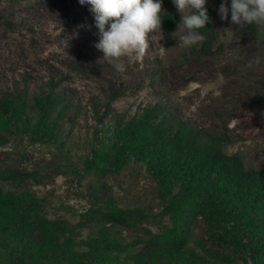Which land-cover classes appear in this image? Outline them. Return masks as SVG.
I'll list each match as a JSON object with an SVG mask.
<instances>
[{
    "label": "rangeland",
    "instance_id": "374dc122",
    "mask_svg": "<svg viewBox=\"0 0 264 264\" xmlns=\"http://www.w3.org/2000/svg\"><path fill=\"white\" fill-rule=\"evenodd\" d=\"M222 2L207 3L216 38L210 48H181V34H174L177 26L169 35L162 30L159 39L149 38L143 59L125 60L122 74L100 61L102 53L94 47L99 30L90 5L81 6L78 0H0V99L23 96L33 123L35 98L47 94L55 100L53 135L0 130V170L30 174L22 182H0V188L18 195L28 192L45 217L66 227L61 242L80 249L82 241L109 227L83 220L80 215L87 209H120L131 219L142 213L134 226L113 229L133 244L136 255L148 249L142 241L163 233L170 220L154 216L163 203L142 163L130 161L105 172L93 168L95 164L89 167L92 150L109 141L119 117L159 104L197 130L201 139L221 138L222 150L238 156L246 168L264 170V29L255 25L258 33L253 34L248 24H232L230 11L222 20ZM162 4L165 14L179 23L172 0ZM226 6L230 9L231 0ZM204 233L205 224L198 219L185 250L213 264H244L231 249L224 251V260L207 257L196 244ZM250 239L247 235L243 243ZM0 264H7L1 251Z\"/></svg>",
    "mask_w": 264,
    "mask_h": 264
},
{
    "label": "trees",
    "instance_id": "16d2710c",
    "mask_svg": "<svg viewBox=\"0 0 264 264\" xmlns=\"http://www.w3.org/2000/svg\"><path fill=\"white\" fill-rule=\"evenodd\" d=\"M206 7L211 18L212 9ZM163 18L162 30L169 35L178 20L172 14ZM247 30L258 33L255 25L248 24ZM200 31L205 36L201 47L210 48L216 39L210 23ZM24 105L23 96L17 101L0 99V130L53 135L55 122L50 115L55 100L47 94L35 98L34 123ZM110 133L104 146L92 150L89 167L95 164L93 168L105 172L121 169L130 161L142 163L163 203L154 216L167 217L170 227L142 241L148 249L133 255V244L122 241L113 229L132 227L143 214L131 219L120 209L90 208L80 217L109 227L82 241L84 249H80L70 241L61 242L59 236H64L66 227L45 217L28 192L18 195L0 188V251L7 264H213L185 250L198 219L205 224V233L196 244L207 257L224 260V251L231 249L242 256L244 264L246 256L253 264L255 260L264 264V170L246 168L238 156L222 150L221 138L201 139L197 130L159 104L129 118L119 117ZM29 176L0 170V182H22ZM247 235L254 239L243 243Z\"/></svg>",
    "mask_w": 264,
    "mask_h": 264
},
{
    "label": "clouds",
    "instance_id": "9594fccd",
    "mask_svg": "<svg viewBox=\"0 0 264 264\" xmlns=\"http://www.w3.org/2000/svg\"><path fill=\"white\" fill-rule=\"evenodd\" d=\"M81 6L90 5L98 28V42L94 47L102 53L100 61L125 73L129 63L143 59L150 48L149 38L159 39L166 11L162 0H78ZM180 15L178 46L190 48L201 44L205 36L201 29L212 21L207 11L208 0H172ZM223 0L219 7L222 20L229 11L234 25H256L264 29V0H231L230 9ZM210 87V86H209Z\"/></svg>",
    "mask_w": 264,
    "mask_h": 264
}]
</instances>
